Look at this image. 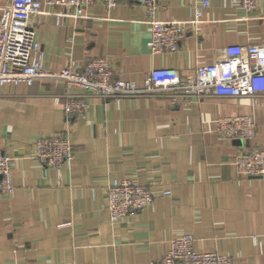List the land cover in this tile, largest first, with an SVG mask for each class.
Segmentation results:
<instances>
[{"label": "crops", "instance_id": "crops-1", "mask_svg": "<svg viewBox=\"0 0 264 264\" xmlns=\"http://www.w3.org/2000/svg\"><path fill=\"white\" fill-rule=\"evenodd\" d=\"M201 1L161 0L156 19L191 20ZM207 1L178 52L162 55L147 46L143 5L118 0L108 10L96 2L86 17L59 23L51 13L66 10L45 6L35 19L43 66L59 72L101 57L116 76L141 84L154 68L187 75L214 63L227 46L264 43V0L249 14L233 0ZM69 92L63 81L40 79L0 92V148L12 158L15 186L0 197V264H151L186 235L199 252L264 264V178L239 174L234 165L238 154L264 148V95L184 106L164 95L120 105L91 98L83 115L69 119ZM246 115L255 118V138L225 141L214 132L215 119ZM55 135H67L75 150L59 170L35 157V141ZM113 179L148 184L153 204L111 222L106 187Z\"/></svg>", "mask_w": 264, "mask_h": 264}, {"label": "built area", "instance_id": "built-area-1", "mask_svg": "<svg viewBox=\"0 0 264 264\" xmlns=\"http://www.w3.org/2000/svg\"><path fill=\"white\" fill-rule=\"evenodd\" d=\"M143 5L149 25L147 42L153 55L178 52L189 29L202 22V9L209 5L201 1L191 20L160 21L156 19L161 0H129ZM246 14L255 11L261 0H233ZM101 2L106 9L118 6V0H6L0 5V92L7 86H31L36 80L63 81L69 90L65 94L64 111L69 119L83 115L91 98H101L120 105L123 100L168 97L174 105H188L208 97H257L264 95V43L230 45L212 64L198 66L187 75L176 68H154L139 84L115 75L105 58H94L78 67L69 65L59 72L43 66L44 53L37 37L35 19L44 14L45 6L60 7L66 13L53 12L57 22L61 17H86L88 9ZM47 13V12H46ZM55 101L60 103V97ZM214 132L223 140L248 141L256 136L254 116L219 117L214 120ZM35 157L46 167L61 169L75 157L74 146L67 135L40 137L35 141ZM12 158L0 148V197L11 196L15 186ZM238 173L250 178H264V148L253 147L234 159ZM165 195H171L167 190ZM107 210L111 222H117L151 206L155 194L148 184L113 179L106 187ZM192 235L171 241L170 249L160 262L151 264H233L231 257L219 252H199Z\"/></svg>", "mask_w": 264, "mask_h": 264}]
</instances>
